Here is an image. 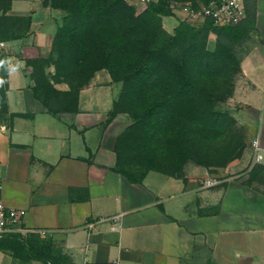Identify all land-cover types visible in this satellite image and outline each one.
Returning a JSON list of instances; mask_svg holds the SVG:
<instances>
[{
    "label": "crops",
    "instance_id": "1",
    "mask_svg": "<svg viewBox=\"0 0 264 264\" xmlns=\"http://www.w3.org/2000/svg\"><path fill=\"white\" fill-rule=\"evenodd\" d=\"M244 4L254 24L240 46L246 85L235 119L250 130L244 157L255 168L203 189L202 180L217 176L197 167L182 177L148 172L138 182L116 171V139L127 118L112 117L119 88L104 72L71 109L44 107L27 61L47 55L58 16L49 6L12 2L11 15L31 24L25 38L6 43L0 200L23 212L20 234L39 238L51 258L23 262L0 251V264H264V0Z\"/></svg>",
    "mask_w": 264,
    "mask_h": 264
},
{
    "label": "trees",
    "instance_id": "2",
    "mask_svg": "<svg viewBox=\"0 0 264 264\" xmlns=\"http://www.w3.org/2000/svg\"><path fill=\"white\" fill-rule=\"evenodd\" d=\"M12 1L20 0H0V13L7 16ZM169 1H190L195 7L210 0H156L147 3L139 12L123 0H52L51 9L66 13L64 28L54 35L60 36L61 40L55 67L71 80L78 77H84V80L79 86L71 85L69 91H58L43 77L41 60L27 61V65L32 67L33 94L51 111L74 107L78 92L99 71L106 72L111 82L123 83L124 93H120L114 102L111 115L124 113L123 104L139 111H126L131 114L133 123L117 137L114 150L116 171L131 182L140 181L148 172L182 177L183 164L195 159V155L206 151L215 156L223 150L217 148L208 152L201 143L213 131L221 129L222 118L225 117L209 116L206 126L200 129L205 132L202 136L187 129L193 122L202 121L206 112L199 106L198 96L209 97L217 90L215 86L206 89L203 82L214 80L227 71L228 65L233 62L232 51L244 43L253 29L254 12L244 4V17L235 26L217 27L211 20H205L199 27H194L186 21H179L169 34L160 25L163 17L172 15ZM23 18L26 21L25 31L0 41L5 43L25 38L31 19L28 16ZM210 35L215 37L213 50L207 47ZM118 50L123 53L122 59L116 54ZM1 60H7V55H3ZM6 66L7 63L3 66L2 78L5 82ZM40 75L44 80L39 79ZM145 90L149 91V95L144 97ZM4 92L5 83L0 115L6 110ZM38 92L42 93V98ZM141 96L144 98L140 100ZM49 98L55 99L60 107H53ZM156 132L170 134L167 148L178 167L176 175L158 168L163 153L150 140ZM238 148L240 152L243 150L240 145L234 149ZM201 162L197 163L203 167L225 164L210 163L209 160ZM132 166L141 167L144 171L134 174ZM49 250L36 236L25 238L21 234H5L0 238V251L9 252L13 258L23 262L38 258L48 260L51 258Z\"/></svg>",
    "mask_w": 264,
    "mask_h": 264
},
{
    "label": "rangeland",
    "instance_id": "3",
    "mask_svg": "<svg viewBox=\"0 0 264 264\" xmlns=\"http://www.w3.org/2000/svg\"><path fill=\"white\" fill-rule=\"evenodd\" d=\"M24 1V0H22ZM31 3L30 8L33 9L37 6H50L52 0H26ZM127 4L131 5L137 12L142 10L146 4L142 3L140 0H123ZM156 1V0H153ZM196 2H202L203 0H195ZM14 2V1H12ZM11 2V6H12ZM190 3V1L188 2ZM56 14L58 16V27L57 30H61L64 28L63 18L66 15L61 10H56ZM11 7L9 11L4 15L3 13H0V40L2 39H10L15 36H18L22 32L25 31L26 28V21L23 17H12L10 16L11 13ZM183 17L181 15H176L175 13H172L171 16L163 17L161 19L160 25L163 30H165L167 33L172 34L173 29L177 26L179 21H182ZM194 27L196 24H191ZM30 32V29L28 30V33ZM6 43L8 42H2L0 41V60L2 59L3 55H7L6 53ZM61 40L60 36H55L52 40L49 51L47 55L43 58H39L37 60H41L42 66H41V72L43 74V77L46 78V81L50 82V84L53 86L55 90L58 91H69V89L72 86H79L83 80L84 77H78L77 79H69L67 78L62 70H58L57 67H55L56 59L58 60V50L61 47L60 46ZM207 47L209 50H213L215 47V37L210 35L208 37L207 41ZM244 52V48L242 47H236L232 51L233 56V62L231 61V64L228 65L227 71H224L217 75L214 80L208 79L206 82H203L204 87L206 86V89L213 88L214 86L217 87V90L214 91L211 96L206 97L203 95H199V106L206 110L205 113H203V120L198 122H193L191 126H188L189 128L187 130L193 131L195 134H198L200 136L204 135V129L200 130L201 128L205 127L208 121L209 116H222L226 119L222 118L224 123L221 126V129L218 131H213L210 136H208L207 140L205 142L203 141L201 143L204 144L205 150H209L208 152H211V150H216L217 148H223L220 152H217L218 155H209L206 151L201 154L195 155V159H190L186 161L182 166V172L186 170L189 167H197L203 169V171L213 174L214 176H217L216 179L222 180V178L230 172H234L236 174L238 173H248L251 174L254 170V166H251V161L249 158V155H245L244 152L245 149L249 143V137H250V130L248 126L241 123L242 119H235V114H237L238 111L244 109V101L242 99V87L246 85L244 82V77L240 68V63L242 59V55ZM117 56L122 59L123 53L118 50L116 52ZM4 65L0 66V79L4 78ZM30 69V74H32V67L30 65H27ZM102 72V71H99ZM98 73V72H97ZM106 73V72H105ZM106 76L107 73L105 74ZM42 75L39 76L40 80H44ZM109 77V76H108ZM110 78V77H109ZM115 83V82H114ZM120 93H124V86L122 82L116 83ZM143 96L149 95V91L145 90ZM2 93H3V86L0 87V102L2 101ZM38 95L40 98H42V93L38 92ZM118 95V97H119ZM138 95V94H137ZM144 97H139L141 100ZM50 103L53 107H60L55 101V99L49 98ZM144 100H142L143 102ZM122 110H132V113H138L139 111L133 107H129L126 104H123ZM121 113L125 115L127 118V125L126 127L130 126L133 123L132 117L130 113L127 112ZM207 118V119H206ZM207 120V121H206ZM125 127V128H126ZM124 128V129H125ZM214 130V129H212ZM218 132V133H217ZM221 132V134H219ZM168 137H170L169 133L166 132H156L151 135L152 143L154 146H157V149H159L160 152L163 153V155L159 158L161 163H158V168H160L163 171H166L168 173H172L176 175L178 173V167L173 163V155L168 151L167 148V142ZM200 145V146H201ZM243 147V150L240 152L239 149H234L237 146ZM227 147V148H225ZM197 148V147H196ZM217 149V150H218ZM198 150V149H197ZM241 153L240 156H238V153ZM220 153V154H219ZM208 154V155H207ZM225 162L224 165H218V166H210V167H203L202 165L198 164L197 162ZM243 162V163H242ZM144 171L143 168L132 166V172L134 174H139ZM257 176H261L259 173Z\"/></svg>",
    "mask_w": 264,
    "mask_h": 264
},
{
    "label": "built area",
    "instance_id": "4",
    "mask_svg": "<svg viewBox=\"0 0 264 264\" xmlns=\"http://www.w3.org/2000/svg\"><path fill=\"white\" fill-rule=\"evenodd\" d=\"M142 3H149L153 0H140ZM245 0H210L207 4L193 6L188 2L169 1L168 8L172 13L181 15L182 21L200 26L205 20H211L214 26L231 27L237 25L244 17ZM254 161L261 160L259 155L258 139L251 140ZM219 184L216 178L202 180L201 187L209 189ZM23 212L18 209L8 208L0 200V238L5 234H20V224ZM113 264H119L118 261Z\"/></svg>",
    "mask_w": 264,
    "mask_h": 264
},
{
    "label": "clouds",
    "instance_id": "5",
    "mask_svg": "<svg viewBox=\"0 0 264 264\" xmlns=\"http://www.w3.org/2000/svg\"><path fill=\"white\" fill-rule=\"evenodd\" d=\"M6 63H8L7 60H0V66L4 65V64H6ZM21 66H22V64H18V65H16V66H14L11 70H12L13 72H15L16 69H17L18 67H21ZM4 83H5V81H4L3 79H0V87H2Z\"/></svg>",
    "mask_w": 264,
    "mask_h": 264
}]
</instances>
